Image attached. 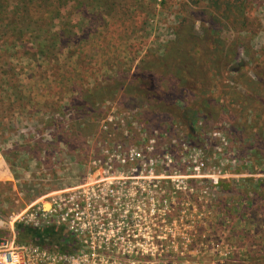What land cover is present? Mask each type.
<instances>
[{
  "label": "rangeland",
  "instance_id": "1",
  "mask_svg": "<svg viewBox=\"0 0 264 264\" xmlns=\"http://www.w3.org/2000/svg\"><path fill=\"white\" fill-rule=\"evenodd\" d=\"M203 2L67 7L54 22L71 30L55 76L11 60L32 100L19 113L0 106V236L57 246L43 232L63 224L42 216L53 204L78 232L187 234L169 264H222L216 243L238 264L264 254V0L232 25ZM223 183L259 193L256 207L222 199Z\"/></svg>",
  "mask_w": 264,
  "mask_h": 264
},
{
  "label": "trees",
  "instance_id": "2",
  "mask_svg": "<svg viewBox=\"0 0 264 264\" xmlns=\"http://www.w3.org/2000/svg\"><path fill=\"white\" fill-rule=\"evenodd\" d=\"M103 1L104 0H0V83L2 86L8 84L10 90H12L9 91V89L3 87L4 89L0 92V106L7 103L8 107L11 108L10 111H13V113H19L21 112V107L25 105L24 103H28L32 100V98L29 99L25 97L24 93L19 89L18 83L20 82V79L18 76L8 75L9 71H14V66L11 63V60L16 58H18V60L20 58L21 60L23 57H27L35 62H43L40 67L45 68V73L49 75L48 78L50 80L52 74L55 76V71L60 69L56 65L59 51L63 50V48L69 44L63 43V41L71 40L70 29H68L69 33L66 29L60 31L53 30L55 28V20L59 19L64 8H73L75 5L76 7L81 6V8L83 7L85 9H97L98 11L104 9L105 13H108L109 15L115 12V8L118 7V0H107V3L111 2L110 5L106 6L107 9L104 7ZM119 1H121V4L124 5L123 8L126 10L127 7L133 4L134 0L130 2L128 0ZM205 1L206 2H203V4L207 5L206 7L210 10L209 14L213 21L226 19L231 23L230 25H232L234 21L238 19L237 12L239 8L242 7L246 10L249 6H254L257 0ZM91 18L94 19V16ZM242 26L243 28L248 27V23L244 22ZM20 54L23 57H20ZM171 54L174 58L182 56L180 52ZM53 82L56 83L58 88L59 85H61L60 88L64 85L58 78H55ZM49 94L50 93H48V95ZM3 127L11 130L12 125L8 122V124ZM257 184L259 190H264V180H258ZM220 186L222 187V193H228V195L223 196L222 199L227 200L231 195L230 197L234 198L243 211L249 210L251 206H254L255 208L257 204L256 200L258 201L260 198L259 193L254 190H242L240 186L230 187L224 185V183ZM250 195H254V199L249 198ZM248 202H250L249 205L251 206L246 205ZM236 208L237 205H234L233 209L235 210ZM253 211H255V209L252 210V212ZM43 232H45L44 238L47 236H51V238L55 237L52 238V240L59 243L62 237V232L68 231L65 227H59L57 231L58 233H54V230H46ZM33 234L32 237L38 236L40 237V240L44 235L35 234V232ZM41 244H44V240H42ZM245 257L251 264H257L256 262L264 264V254L259 256L252 252H247ZM236 260L237 259H234V261ZM236 264H238V261Z\"/></svg>",
  "mask_w": 264,
  "mask_h": 264
},
{
  "label": "built area",
  "instance_id": "3",
  "mask_svg": "<svg viewBox=\"0 0 264 264\" xmlns=\"http://www.w3.org/2000/svg\"><path fill=\"white\" fill-rule=\"evenodd\" d=\"M196 169L199 175L202 167ZM49 207L48 211L43 210L42 216L49 215V219H57V223H63L60 227L68 231L62 232L57 246L48 244V241L41 245L28 243L18 239L14 233L0 236V264H169V256L165 253L169 252L170 243L173 246L181 243L180 249L184 250L186 243L190 242L189 236L184 233L78 232L71 224L70 220L74 218L71 212H59L60 217H57L54 213L58 212L53 204ZM212 248L216 250L213 263H217L216 260L222 264L237 263L233 255L222 254L219 243ZM191 257H182L179 261L189 259L195 264L201 262H198L200 256Z\"/></svg>",
  "mask_w": 264,
  "mask_h": 264
}]
</instances>
